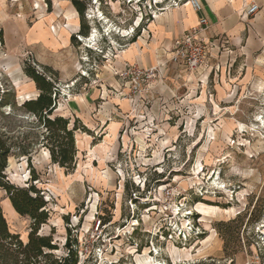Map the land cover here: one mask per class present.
<instances>
[{
	"label": "rangeland",
	"instance_id": "374dc122",
	"mask_svg": "<svg viewBox=\"0 0 264 264\" xmlns=\"http://www.w3.org/2000/svg\"><path fill=\"white\" fill-rule=\"evenodd\" d=\"M78 1L83 17L71 0H0L3 182L47 202L48 261L67 256L71 235L76 264H264V49L242 35L191 70L173 48L151 49L149 31L162 10L193 13L188 0ZM252 19L264 40V2ZM140 38L145 52L129 61ZM26 67L54 84L52 117L78 128L74 170L52 162L46 129L23 106L40 93ZM0 203L27 243L32 220L1 186Z\"/></svg>",
	"mask_w": 264,
	"mask_h": 264
},
{
	"label": "trees",
	"instance_id": "16d2710c",
	"mask_svg": "<svg viewBox=\"0 0 264 264\" xmlns=\"http://www.w3.org/2000/svg\"><path fill=\"white\" fill-rule=\"evenodd\" d=\"M71 1L83 17L85 5L78 0ZM83 33L87 31L84 30ZM1 37H3V30L0 29ZM25 71L35 82L40 93L36 99L25 102L23 106L28 112L34 114L38 123L46 129L44 141L49 147L52 162L65 170H74L78 155L75 132L78 128L76 125L70 128V121L64 117H52L56 109V103L53 100L54 84L35 69L26 67ZM11 152V145L0 133V186L6 190L15 212L32 220V229L27 243L20 240L19 235L12 234L0 203V264H9V261L11 264H76L77 255L72 249L71 235L66 241L69 249L67 256L64 259L48 261L50 255L47 251H53L57 247L53 244L52 236L39 234L40 227L49 220L47 202L40 190L33 185L24 188L3 182ZM28 153L26 149L22 150V154L28 155ZM12 248H16V252H11Z\"/></svg>",
	"mask_w": 264,
	"mask_h": 264
},
{
	"label": "crops",
	"instance_id": "0c3cea01",
	"mask_svg": "<svg viewBox=\"0 0 264 264\" xmlns=\"http://www.w3.org/2000/svg\"><path fill=\"white\" fill-rule=\"evenodd\" d=\"M199 1L201 2L202 10L197 12L190 6V8L193 9V13L191 14L189 13L188 8L186 9L183 6L162 10L160 13V19L155 18L149 27V31L153 33V38L151 40L153 47L151 49H158L159 46H162L161 48L163 49L171 50L176 41L181 39L191 28L196 26L200 18H206L209 21V27L202 35V39L211 45L216 46L217 43L228 44L230 41L238 44L242 35H244L247 47L251 52L257 49H264V40L263 38L260 39L258 36V26L255 24L254 19L250 22L249 18L246 16L241 19L245 8L249 4L255 2L261 7L264 0ZM153 24L154 26L152 27ZM171 32L176 37L175 39L170 37L169 34H172ZM41 38H44L45 40L47 38V33L41 35ZM211 39L214 41H211ZM144 43L145 41L143 38H140V41L133 42L132 45H137V48L134 47V52L132 56L129 57V61L136 62L137 58L141 57L139 54L144 51ZM124 60H121L120 62L124 63ZM152 63H154V61L151 59V64Z\"/></svg>",
	"mask_w": 264,
	"mask_h": 264
},
{
	"label": "built area",
	"instance_id": "2783aa9c",
	"mask_svg": "<svg viewBox=\"0 0 264 264\" xmlns=\"http://www.w3.org/2000/svg\"><path fill=\"white\" fill-rule=\"evenodd\" d=\"M186 3L190 4L197 12L202 10V5L199 0H188ZM177 6H179V4H177L176 7ZM260 9V5L253 2L245 8V16L247 18L255 17L260 12ZM208 27L209 21L206 18H200L196 26L191 28L181 39L176 41L172 49L171 61L178 65H184L191 70L201 67L206 62L213 46L202 39V35L206 32ZM151 71H153V69H150L148 74ZM122 74L125 77H134L137 80H140L146 75L144 70H133L130 68L125 69ZM100 225L101 221H99L98 228Z\"/></svg>",
	"mask_w": 264,
	"mask_h": 264
},
{
	"label": "bare ground",
	"instance_id": "6f19581e",
	"mask_svg": "<svg viewBox=\"0 0 264 264\" xmlns=\"http://www.w3.org/2000/svg\"><path fill=\"white\" fill-rule=\"evenodd\" d=\"M93 37L95 38V36L93 35Z\"/></svg>",
	"mask_w": 264,
	"mask_h": 264
}]
</instances>
